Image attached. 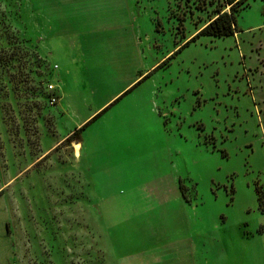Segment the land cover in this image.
<instances>
[{
  "label": "rangeland",
  "instance_id": "374dc122",
  "mask_svg": "<svg viewBox=\"0 0 264 264\" xmlns=\"http://www.w3.org/2000/svg\"><path fill=\"white\" fill-rule=\"evenodd\" d=\"M218 3L0 0V264H264V0L182 46Z\"/></svg>",
  "mask_w": 264,
  "mask_h": 264
},
{
  "label": "trees",
  "instance_id": "16d2710c",
  "mask_svg": "<svg viewBox=\"0 0 264 264\" xmlns=\"http://www.w3.org/2000/svg\"><path fill=\"white\" fill-rule=\"evenodd\" d=\"M218 1L219 3L214 7L213 14L209 15L207 20L204 21V23L200 25V27H198V29H196L193 34L190 35L192 36L191 38H189V36V39H185L183 41L182 46L186 45L189 41L193 40L198 35L224 37L234 34V32L236 31L235 13L248 4L247 0ZM83 126H81L80 128H82ZM79 129L67 135L62 140V142L73 140Z\"/></svg>",
  "mask_w": 264,
  "mask_h": 264
},
{
  "label": "built area",
  "instance_id": "2783aa9c",
  "mask_svg": "<svg viewBox=\"0 0 264 264\" xmlns=\"http://www.w3.org/2000/svg\"><path fill=\"white\" fill-rule=\"evenodd\" d=\"M49 87H50V89H53V85H50ZM56 99H57V97L53 94L50 98V101L53 103V102H56Z\"/></svg>",
  "mask_w": 264,
  "mask_h": 264
},
{
  "label": "bare ground",
  "instance_id": "6f19581e",
  "mask_svg": "<svg viewBox=\"0 0 264 264\" xmlns=\"http://www.w3.org/2000/svg\"><path fill=\"white\" fill-rule=\"evenodd\" d=\"M73 146H74V148H75V154L77 153V151H78V146H79V143L78 142H76V141H74L73 142Z\"/></svg>",
  "mask_w": 264,
  "mask_h": 264
},
{
  "label": "crops",
  "instance_id": "0c3cea01",
  "mask_svg": "<svg viewBox=\"0 0 264 264\" xmlns=\"http://www.w3.org/2000/svg\"><path fill=\"white\" fill-rule=\"evenodd\" d=\"M192 34H193V33H192ZM68 134H70V133H68ZM68 134H66V135H68ZM66 135H65V136H66Z\"/></svg>",
  "mask_w": 264,
  "mask_h": 264
}]
</instances>
